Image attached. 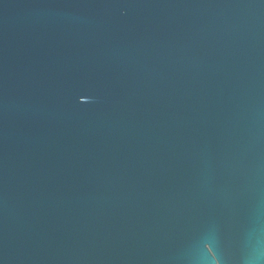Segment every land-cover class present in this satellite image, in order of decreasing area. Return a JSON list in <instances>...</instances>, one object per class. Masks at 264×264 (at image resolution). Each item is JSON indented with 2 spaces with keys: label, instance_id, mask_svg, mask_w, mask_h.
<instances>
[{
  "label": "water",
  "instance_id": "obj_1",
  "mask_svg": "<svg viewBox=\"0 0 264 264\" xmlns=\"http://www.w3.org/2000/svg\"><path fill=\"white\" fill-rule=\"evenodd\" d=\"M0 264H264V0H0Z\"/></svg>",
  "mask_w": 264,
  "mask_h": 264
}]
</instances>
